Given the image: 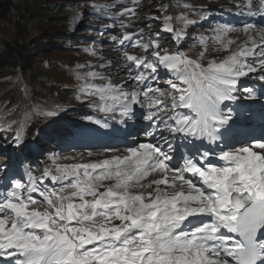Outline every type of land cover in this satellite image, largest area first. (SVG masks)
<instances>
[{
    "label": "snow or ice",
    "instance_id": "snow-or-ice-1",
    "mask_svg": "<svg viewBox=\"0 0 264 264\" xmlns=\"http://www.w3.org/2000/svg\"><path fill=\"white\" fill-rule=\"evenodd\" d=\"M132 3L139 7V0ZM235 6L241 14L264 17V0H238ZM136 16L135 7H126L114 17L124 29L119 43L125 63L119 71L126 72L136 87L129 91L110 79L92 83L88 77L106 79L92 71L77 78L84 80L80 89L84 95L103 102L97 104L100 111L118 108L121 122L148 121L142 130L156 142L138 143L88 163L60 165L52 157L56 174L45 168L39 177L29 173L27 184L12 180L0 195V264H264V138L221 150L218 159L223 165L214 164L208 151L199 159L193 155L184 157L182 165L175 164L168 139L172 134L220 139L219 129L233 119L221 105L237 99L241 78L258 74L255 78L264 81V29L254 24L212 29V51L228 54L205 66L204 37L197 59L169 52L161 47L159 32L146 39L143 29L128 31ZM174 19L194 23L164 16L165 30L175 31V38L183 30L172 27ZM126 42L145 54H131L125 50ZM86 51L95 55L94 50ZM161 68L173 78L167 88L152 87L148 81L158 82ZM242 90L253 94L247 87ZM14 111L0 114V130L15 131L19 147L23 121L13 118ZM33 113L56 115L34 108L24 113V119ZM189 173L199 184L187 177ZM44 179L64 183L49 190L40 187Z\"/></svg>",
    "mask_w": 264,
    "mask_h": 264
},
{
    "label": "rangeland",
    "instance_id": "rangeland-1",
    "mask_svg": "<svg viewBox=\"0 0 264 264\" xmlns=\"http://www.w3.org/2000/svg\"><path fill=\"white\" fill-rule=\"evenodd\" d=\"M166 1L169 0H139V7H136L130 0L127 7H135L141 11L139 15L141 19L139 20L140 27L147 28L146 21L159 19L163 16L162 12L167 9ZM237 1L233 0L228 3V0H174L168 11L176 12V17L180 14L179 17L194 21L193 24L182 21L183 27L189 32L187 35L190 41L183 50L188 57L192 59L199 58L200 52L205 47L200 43L201 37H204L208 44V52L201 59V63L207 66L209 60L216 57L214 51H212L213 42L211 37L214 35L212 29L220 26L236 27L243 24L238 23L240 19H243V16L237 15L239 12V9L235 6ZM17 4L19 7L13 12L14 14L12 13L13 15L10 18L0 19V51L7 41L26 43L37 65L34 77L38 80L32 82L34 77L30 80L29 75L25 74L19 67L0 69V114H3L6 109H15L17 113L33 110L34 108L43 109L45 113L55 111L56 115L54 116L38 115V119L42 121L53 122L47 126V129L56 124L57 121H62L64 124L60 125V130L65 126H69L70 129H78L74 134L79 132L88 139L94 140H86L76 136L77 139H70L68 142L69 144H75L74 142L78 141L74 149H67L70 147L66 146V148L60 150L55 148L49 153L46 146L53 148L56 140H58V135L51 133L47 136L46 140L48 142L41 141L40 143L45 151L33 147L31 151L36 154H33V156H35L36 161L42 162L45 160L46 164L53 163L52 157H55L56 164H77L79 163V157L89 151L98 150L102 152L103 148L97 142L111 136L113 132L111 120L113 117L118 116V108L116 112H106V114H109L108 116L100 115L106 116L103 120L107 122V132L98 138L97 127L105 126V123L98 122L100 118L93 120L91 114L104 112L97 107V104L102 106L103 102L97 99L98 96L84 95L80 90L84 80L77 77H83L86 73L92 71L102 74L106 78L101 80L88 77V80L92 83L99 85L110 79L115 84H125V88L136 86L128 81L126 72H121L118 69L125 63L119 43L124 29H121L114 19L119 6L116 0H18ZM27 6L31 9H27ZM200 9L205 11L201 13ZM92 10L97 14H94ZM146 10H150V12L143 13ZM78 16L80 19H77ZM128 31L133 32L135 29L131 27ZM156 32H159V30ZM113 36L117 37L116 41L111 39ZM170 36L171 34L162 37L170 40ZM167 46L171 48L172 44L169 43ZM86 49L94 50L95 55L91 51H86ZM125 50L134 55L139 51L133 48ZM110 53H114L118 57L111 59L109 57ZM109 61L112 63L109 64ZM100 64H104V67H100ZM257 75L255 74L252 79H256ZM263 82L260 81V83ZM157 85L161 88L168 87L167 83L160 81L157 82ZM0 124H2V121ZM77 124L82 126L76 128ZM141 126L145 127L144 124ZM39 128L38 130L36 125H32L27 131V135L35 137L37 133L47 130L41 128V126ZM10 132L12 131L0 130V141H3L2 138L8 141L10 136H7V134ZM63 132L69 134L71 131L66 127ZM139 133L143 132L140 130ZM61 135L63 134L61 133ZM117 140L108 139L105 145H110ZM6 157L8 158L7 153H0L1 165H5ZM4 171V169H0V195H3L10 187V182L16 179L12 173H17V169L14 167L7 172ZM30 173L36 176L35 172L31 171ZM28 181L29 177L22 183L27 184ZM45 184L48 189L51 187L56 188L51 180H48ZM33 194L39 196L38 193ZM116 223H119V221H116Z\"/></svg>",
    "mask_w": 264,
    "mask_h": 264
},
{
    "label": "bare ground",
    "instance_id": "bare-ground-1",
    "mask_svg": "<svg viewBox=\"0 0 264 264\" xmlns=\"http://www.w3.org/2000/svg\"><path fill=\"white\" fill-rule=\"evenodd\" d=\"M232 1L233 0H228V3H231ZM240 12L241 10L239 9L237 15L243 16V19H240L238 23H243V24L236 26V28H239L241 26L243 27L245 24H254L258 29H262L256 24L255 15L250 16L246 12L245 14H241ZM244 15L246 18L244 17ZM236 35H237L236 33H230V36H236ZM241 39H243V36H241ZM213 53L216 56L215 58L218 59H223L224 56L228 54L227 52H213ZM110 54L111 55L109 54L108 55L111 59H115V57H118L114 53H110ZM118 69H120V67H118ZM253 75L254 74L248 77L241 78V90L236 93L237 96L236 100L225 101L224 104L221 105L223 112L225 114H230L233 119L232 121L229 122V125H226L224 128L219 129V131L223 133L220 139L216 140L215 142H211L207 139H203V140L195 139V144L191 145L192 152L185 153L186 157L190 158L193 155H195V157L199 159L200 155L203 152L208 151L210 153L209 159L212 160L214 164L223 165L224 162L218 159L221 150L229 151L232 148H239L241 146H247L248 144L252 143L253 135L248 133V124L260 123L264 115V84L260 85L259 83L256 82V80H254L255 82L251 80L254 77ZM123 80L125 81V79ZM244 87L253 90V94L251 97L249 96V93H246L242 90ZM126 89L130 91L132 88L129 86ZM254 94H257L259 98L258 97L254 98L253 97ZM97 99L99 100V98ZM108 103L111 104V101H108ZM134 108L138 109L139 106L138 105L134 106ZM122 119L124 118L120 117L119 109H118V116L114 118L115 127L117 128V132L119 133V135L122 136L121 138H125V139H122L119 145H117V147L115 145H111L110 147L102 150V152L98 150L89 151L82 156L80 155L81 157H79V163L94 162L96 160H102L107 157H110L113 154L123 153L127 148L137 146L138 143L156 142L153 140L151 136L147 134L144 133L138 134V131L135 130L136 128L133 127L137 122L138 123L144 122L148 124V121L132 119V120H126L125 122H121ZM132 135L133 137H131ZM259 138H264V131L258 134L257 139ZM166 149L167 146H165V150ZM175 151L176 150H174V152ZM90 152L93 153L92 156L88 155ZM203 162L205 161H202V163ZM173 163L178 164V161L174 158ZM187 177L196 180V182L199 184L198 178L192 177L190 173L187 174Z\"/></svg>",
    "mask_w": 264,
    "mask_h": 264
},
{
    "label": "trees",
    "instance_id": "trees-1",
    "mask_svg": "<svg viewBox=\"0 0 264 264\" xmlns=\"http://www.w3.org/2000/svg\"><path fill=\"white\" fill-rule=\"evenodd\" d=\"M18 0H0V19H8L12 16L14 11L18 9L19 3ZM151 1V0H148ZM173 0H170L172 3ZM27 9H31L27 6ZM23 10V8H22ZM150 12L146 10L143 13ZM13 13V14H12ZM0 69L6 67L21 68L22 71L29 75V79L36 75V63L34 57L31 55V50L26 43H19L17 41H7L0 51ZM38 79L34 77L32 82L37 81ZM17 111H14L12 115H15Z\"/></svg>",
    "mask_w": 264,
    "mask_h": 264
}]
</instances>
